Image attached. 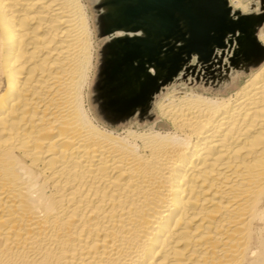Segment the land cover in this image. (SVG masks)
I'll return each instance as SVG.
<instances>
[{"label": "bare ground", "instance_id": "1", "mask_svg": "<svg viewBox=\"0 0 264 264\" xmlns=\"http://www.w3.org/2000/svg\"><path fill=\"white\" fill-rule=\"evenodd\" d=\"M228 4L250 34L226 50L236 65L264 13ZM93 21L87 0H0V264H264V62L225 97L172 90L160 122L120 132L91 103ZM167 84L107 90V112Z\"/></svg>", "mask_w": 264, "mask_h": 264}, {"label": "water", "instance_id": "2", "mask_svg": "<svg viewBox=\"0 0 264 264\" xmlns=\"http://www.w3.org/2000/svg\"><path fill=\"white\" fill-rule=\"evenodd\" d=\"M107 3L114 7V12L108 15L111 22L106 35H123L112 39V57L105 60L103 68L113 65L136 97L150 95L173 82L184 69L194 71L197 66L190 65L194 59L205 68L222 62L234 38L238 42L243 40L237 35L242 21L234 19L228 0ZM246 36L250 38L248 31Z\"/></svg>", "mask_w": 264, "mask_h": 264}, {"label": "rangeland", "instance_id": "3", "mask_svg": "<svg viewBox=\"0 0 264 264\" xmlns=\"http://www.w3.org/2000/svg\"><path fill=\"white\" fill-rule=\"evenodd\" d=\"M107 1L109 0H87L94 18L93 26L97 43L95 68L89 91L91 93V103L95 114L104 124L113 127L120 132L129 128L134 131L143 130L149 125L160 122L161 117L159 115L158 105L168 94L172 92V90H179L183 92L194 90L207 96L225 97L235 92L239 86L250 77L256 64L257 66H260L264 62V59H262L264 57L263 43L258 40L260 32L264 28L263 24L257 28L258 31L255 30L257 45L255 47L254 45H249V47L247 46L249 49L246 50V53H244L245 51L242 52L241 55L239 52L238 55L240 57L235 59L236 65L229 60V57L232 56V51L230 55L228 54L227 59H223V61L225 59L226 60L218 71H216L217 67H214L208 70L209 72H206L204 76L199 75V72L197 73L198 76L196 75L193 77L190 73L186 76L187 78H185V75L182 74L172 83L163 87L159 92L153 94L149 98V103L147 104L148 99L144 107H140L126 115H118L107 112L108 108L105 99V92L107 90L115 93L116 97H121L131 92V88L127 84L126 80L123 79L122 74L119 71L115 72L113 70V65H109L107 69L103 68L105 60L112 57V50H110L111 52L109 53L108 49L110 41L115 37V35H123L120 32L115 35H106L104 32V23L105 20H107L106 14L114 11V7L109 5ZM255 1L258 2L260 10L263 11L261 13H264V0ZM234 12L241 14L240 11L234 10ZM250 14H260V12L255 13L254 11H250L246 15ZM245 37L242 36L243 40H241L242 43L247 44L249 39L246 35ZM252 55L255 56L253 59H251ZM190 65L195 66L196 60L194 59ZM192 73H194V71ZM161 126H164V124H161Z\"/></svg>", "mask_w": 264, "mask_h": 264}]
</instances>
